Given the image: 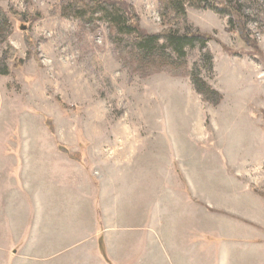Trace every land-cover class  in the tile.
I'll list each match as a JSON object with an SVG mask.
<instances>
[{"label": "rangeland", "instance_id": "374dc122", "mask_svg": "<svg viewBox=\"0 0 264 264\" xmlns=\"http://www.w3.org/2000/svg\"><path fill=\"white\" fill-rule=\"evenodd\" d=\"M78 1L92 0H0V264H57L49 248L89 235L58 264H264V0L186 6L183 30L212 38L211 64L187 48V71L218 102L183 70L135 71ZM129 2L144 31L174 27L171 0ZM223 2L242 17L222 14ZM79 191L98 193L99 208ZM33 202L45 208L34 235ZM53 202L66 212L48 214ZM130 220L151 234L130 237Z\"/></svg>", "mask_w": 264, "mask_h": 264}, {"label": "trees", "instance_id": "16d2710c", "mask_svg": "<svg viewBox=\"0 0 264 264\" xmlns=\"http://www.w3.org/2000/svg\"><path fill=\"white\" fill-rule=\"evenodd\" d=\"M172 11L174 17L171 23L174 27L162 33H148L144 31L137 21L134 6L129 0H92L88 4L82 1H78L76 8L78 13H84L85 11L93 14L99 13V18L108 24L111 31V40L118 48L123 50L129 49L132 55V60L135 63V71L142 72L144 76L152 74L158 71H176L183 70L178 73L182 75H189L197 91L202 94L206 99L213 100V97H217L218 102L221 95L218 91L213 89L196 71H187L186 63V49L192 47H200V49L206 51V58L210 64L212 62V55L207 50V43L212 40L211 36L200 33L199 31H186L180 25V20L184 19L188 23L186 6L189 5L193 8H205L209 5L210 0H171ZM217 4H214L216 6ZM220 7L222 14L228 16L242 17L240 14L241 8L239 6H232L227 2H223ZM0 13L4 17H8L9 14L0 9ZM14 17H17L16 13L10 12ZM41 16L37 14L36 18H32L31 22L36 21ZM232 21V20H231ZM233 22V21H232ZM189 29V28H187ZM28 42H32L31 37H28ZM8 51L14 56L16 55L15 48L7 43ZM171 50V52H168ZM175 54L176 58L173 57ZM131 64L132 66L134 65ZM9 68L0 66V75H7ZM59 101V100H58ZM61 105L66 108V105L61 102ZM102 239L100 245L104 251Z\"/></svg>", "mask_w": 264, "mask_h": 264}, {"label": "crops", "instance_id": "0c3cea01", "mask_svg": "<svg viewBox=\"0 0 264 264\" xmlns=\"http://www.w3.org/2000/svg\"><path fill=\"white\" fill-rule=\"evenodd\" d=\"M65 177H63L62 178V182H66V179H68L69 181H70V177H66L65 179H64ZM97 182L99 183V180H97ZM97 190V189H96ZM97 192L99 193V189L97 190ZM61 193H62V195H63V198H65V196L66 197H69L70 196V193L65 189V188H62V191H61ZM98 193H91V192H87V194L84 192V193H82V192H78V197H81V199H86V200H90L91 201V203H92V205H93V203H94V205L95 206H98V208H99V194ZM39 194V193H38ZM38 194H37V196H38ZM89 194V195H88ZM98 194V197L96 196ZM87 196V197H86ZM52 197V195L50 196V194H49V199H48V201L50 200V198ZM98 198V199H97ZM162 203V202H161ZM79 204V203H78ZM163 204V203H162ZM95 206H94V208H95ZM137 206H139V205H137ZM49 207H50V210H48V214H50V213H55L57 216H60L61 215V213L62 212H66V209H65V205L64 204H62V205H59L58 206V203L54 206V202L51 204H49ZM133 207H135V204L133 205ZM140 207V206H139ZM78 211V210H77ZM76 211V212H77ZM79 212V211H78ZM132 212H134V211H132ZM135 212H138V209L136 208V211ZM75 213V212H74ZM80 213V212H79ZM130 213V212H129ZM168 213V212H167ZM44 214H45V208H44V206H40L39 204H35L34 202H33V210H32V230H33V235L34 234H36V232H37V229H38V227H39V223H40V219H41V216L43 217L44 216ZM166 215V214H165ZM166 216H168V215H166ZM169 217V216H168ZM165 218H164V216H163V218L162 217H160V220H159V223H160V225H163V220H164ZM150 223V222H149ZM38 224V225H37ZM66 226V225H65ZM57 227V229H58V226H56ZM98 227H99V224H98V222H96V229H95V227H94V229H95V234H96V232L98 231ZM151 227H152V224H150V227H149V225H148V223H144L143 225H140L139 223H138V225H136V223H135V221H131L130 220V224L128 225V228H129V236L130 237H137V236H140L141 235V233L143 234V235H145V233H147V234H151L150 232H152V230H151ZM49 228H50V226H49ZM84 229L86 228V225L83 227ZM82 230V226L80 227V229L78 230V232H80ZM176 230H178L177 228H176V226H170L169 227V229L168 230H166L167 232H176ZM149 231V232H148ZM162 231H165L164 229L162 230ZM165 231V232H166ZM167 236V235H166ZM87 240H85L84 242H82V243H75V244H67V243H64V242H62V244H61V246H63L62 248H59V249H54V250H52V249H50L49 248V250L47 251V254H49V258H51L50 260H54V262H56L57 264L58 263H60V262H66L67 260H68V255L72 252V251H76V252H78L80 249H82L81 247L84 245V244H86L89 240L92 242V243H94L93 241H92V236L91 235H89L88 237H85ZM90 238V239H89ZM100 239V238H99ZM97 240V239H96ZM99 241L100 240H97V242H98V245H99ZM170 247L172 248V249H174V246H172V245H170ZM95 248V252H93L92 250L90 251V253L88 252L87 254H92V255H94V256H97V254H99V251H97V249H96V247H94ZM134 246H130L128 249H127V253H128V261H131L132 259H134V256H135V250H134ZM81 251V250H80ZM117 253H119V252H117ZM166 259L167 258H169V260H170V254H171V251L170 252H168L167 250H166ZM103 262H102V260H100L99 261V264H102ZM88 264V263H87Z\"/></svg>", "mask_w": 264, "mask_h": 264}, {"label": "water", "instance_id": "95a60500", "mask_svg": "<svg viewBox=\"0 0 264 264\" xmlns=\"http://www.w3.org/2000/svg\"><path fill=\"white\" fill-rule=\"evenodd\" d=\"M28 29V26L27 25H23L22 27H21V30H23V31H25V30H27Z\"/></svg>", "mask_w": 264, "mask_h": 264}]
</instances>
